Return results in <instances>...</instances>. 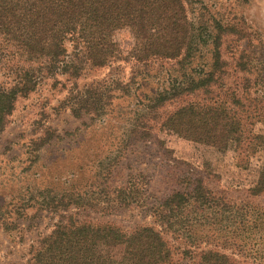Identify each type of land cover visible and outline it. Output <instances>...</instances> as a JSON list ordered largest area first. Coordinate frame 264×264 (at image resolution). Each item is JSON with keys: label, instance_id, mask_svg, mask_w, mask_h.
<instances>
[{"label": "rangeland", "instance_id": "1", "mask_svg": "<svg viewBox=\"0 0 264 264\" xmlns=\"http://www.w3.org/2000/svg\"><path fill=\"white\" fill-rule=\"evenodd\" d=\"M184 1L199 33L189 60L154 58L140 64L122 59L100 68L85 65L76 79L45 75L33 91L17 98L0 133V206L26 204V200L42 193L67 197L73 192L79 207L69 212L80 220L109 223L126 231L142 225L161 231L172 249L169 264H194L200 250L209 248L231 256L236 264H254L234 246L210 241L191 247L182 229L170 232L149 214L158 200L179 186L183 175L200 176L215 195L212 208H194L188 214L189 218H200L206 228L209 222L217 224L222 232L232 230L238 213H243V208L235 205L264 204V193L251 196L247 192L255 180V169L264 163V143L252 147L245 141L239 148L221 154L210 146L161 131L159 117H153L162 118L186 102H204L210 96L224 100L229 92L242 94L248 78L246 92L256 99L250 106L256 119L247 129L264 135V0ZM217 24L230 26L233 32L220 33ZM217 35L225 62L215 71L218 80L207 91H186L192 80L205 77L212 69ZM115 37L124 52L128 51L129 33L120 30ZM66 48L71 54V42H66ZM242 53L249 71L235 66ZM19 66L25 64L5 55L0 87L14 82ZM90 87L103 93V118L91 120L90 111L75 117L71 111L75 93L90 92ZM159 92L194 93L166 100L152 112L150 106ZM143 124L151 125L149 137L133 140L131 131L141 129ZM48 128L56 130L60 138L36 148L34 140ZM118 186L135 189L137 203L119 205L122 198L114 191ZM91 202H99L101 207H90ZM1 210L7 207L0 209V218L12 219L13 215ZM60 213L35 212L34 207H27V218L18 214V228L5 223L0 229V264H26L31 246L51 231Z\"/></svg>", "mask_w": 264, "mask_h": 264}, {"label": "trees", "instance_id": "2", "mask_svg": "<svg viewBox=\"0 0 264 264\" xmlns=\"http://www.w3.org/2000/svg\"><path fill=\"white\" fill-rule=\"evenodd\" d=\"M216 29L220 33L233 32L230 26L222 24H217ZM120 30L127 31L131 38V46L126 52L115 37ZM198 38L199 33L187 15L184 0H0V67L5 55L25 64L17 67L11 85L0 87V133L17 98L33 91L45 75L62 74L76 79L85 65L100 68L122 59L140 64L154 58L186 61L192 56ZM214 40L212 69L205 77L192 80L186 91H207L218 80L215 71L225 62L221 60L220 37L217 35ZM67 41L73 48L71 54L66 48ZM244 57L240 54V61L235 66L249 71ZM249 82L246 78L242 94L229 92L224 100L210 96L204 102H186L162 118L161 115L153 117H159L161 131L210 146L221 154L239 148L245 141L255 147L264 143V135L247 129L256 119L255 111L250 109L251 102L256 99L246 92ZM97 90L90 87V92L75 93L71 102L75 117L89 111L91 120L104 117L103 93ZM183 93L194 92H159L150 106L151 111L156 112L166 100ZM150 128V124H143L141 129H133V140H146ZM59 138L56 130L48 128L41 138L34 140L35 147L40 148L45 142H55ZM255 174V180L247 188L251 196L264 193V163L255 169ZM114 191L122 198L119 205L123 207L138 201L132 187L118 186ZM69 194L56 197L42 193L26 200V204L15 202L0 206V209L7 207V210H1L3 213L7 211L10 217L13 215L11 220L0 218V229H4L5 223L18 228V214L27 218V207H34L35 212H63L58 214L59 219L51 231L31 246L26 264L171 262L172 249L161 231L151 225L126 231L109 223L80 220L75 213L69 212L70 208L79 207L74 193ZM214 205L215 195L205 187L200 176L183 175L179 186L158 200L149 214L154 222L170 232L182 229L183 237L191 241V247L213 241L223 247H237L235 249L249 257L252 263L264 264V204L235 205L242 207L243 213H238L233 229L224 232L215 223L207 222L209 227L206 228V224L199 222L200 218L188 216L194 208L203 211ZM90 207L101 206L99 202H91ZM194 264L236 263L231 256L209 248L200 250Z\"/></svg>", "mask_w": 264, "mask_h": 264}]
</instances>
